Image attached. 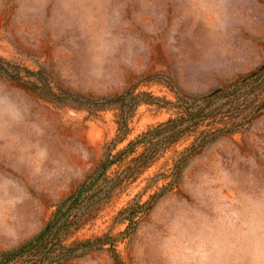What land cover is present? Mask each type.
<instances>
[{"label":"rangeland","instance_id":"obj_1","mask_svg":"<svg viewBox=\"0 0 264 264\" xmlns=\"http://www.w3.org/2000/svg\"><path fill=\"white\" fill-rule=\"evenodd\" d=\"M263 63L264 0H0V251L63 202L52 264H264V84L136 141Z\"/></svg>","mask_w":264,"mask_h":264},{"label":"trees","instance_id":"obj_2","mask_svg":"<svg viewBox=\"0 0 264 264\" xmlns=\"http://www.w3.org/2000/svg\"><path fill=\"white\" fill-rule=\"evenodd\" d=\"M263 84L264 63L258 68L248 72L232 85L216 88L210 94L199 98L202 102L201 106L195 107L197 106L195 105L191 108L188 106L184 107V112L186 113L185 115L160 123L158 126L143 133V135L136 141H151V138L157 137L160 133H166V139H174L180 132L195 124L197 118L201 116L200 114L202 111L205 108H209L216 101L223 98H230L232 95L235 96L241 89H244L243 91L246 93L248 91L249 93L253 92L255 97H257L258 92H261L263 88ZM204 137L205 136L199 140L197 146H202V140H204ZM113 161V159H110L109 154H107L105 158L100 161L97 167L99 174L111 165ZM83 190L84 189H79L77 195L73 197V200H76ZM63 204L64 203L62 202L61 205L63 206ZM61 205L55 210L48 222L45 224L44 228L34 238L16 249L0 251V264H10L17 261L22 256L27 259L21 264L58 263L60 260H64L71 256L76 249L92 246L93 241H90L89 239L76 241L69 245L61 243L62 241L59 239L58 234L64 222L68 220L66 213L69 209L68 206L65 210H62ZM55 244H58L57 250L56 247H54Z\"/></svg>","mask_w":264,"mask_h":264}]
</instances>
